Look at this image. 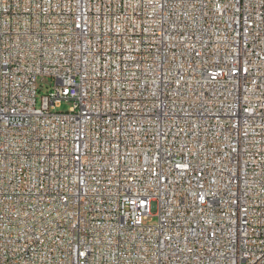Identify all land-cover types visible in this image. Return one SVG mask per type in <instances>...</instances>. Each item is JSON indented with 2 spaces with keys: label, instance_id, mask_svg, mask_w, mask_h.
<instances>
[{
  "label": "built area",
  "instance_id": "built-area-1",
  "mask_svg": "<svg viewBox=\"0 0 264 264\" xmlns=\"http://www.w3.org/2000/svg\"><path fill=\"white\" fill-rule=\"evenodd\" d=\"M0 264H264V0H0Z\"/></svg>",
  "mask_w": 264,
  "mask_h": 264
},
{
  "label": "rangeland",
  "instance_id": "rangeland-1",
  "mask_svg": "<svg viewBox=\"0 0 264 264\" xmlns=\"http://www.w3.org/2000/svg\"><path fill=\"white\" fill-rule=\"evenodd\" d=\"M54 86V84H50V81L46 79L39 78L38 79V106L40 105V97L47 93L51 89V87ZM73 106V102L70 100L63 101L59 108H57V111L59 112H68ZM151 224L155 225L157 224V218H152Z\"/></svg>",
  "mask_w": 264,
  "mask_h": 264
}]
</instances>
